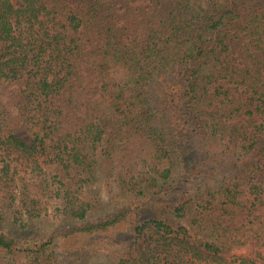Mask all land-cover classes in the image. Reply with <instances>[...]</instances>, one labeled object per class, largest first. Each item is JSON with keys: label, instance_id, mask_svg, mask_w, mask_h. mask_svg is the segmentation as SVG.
<instances>
[{"label": "trees", "instance_id": "trees-1", "mask_svg": "<svg viewBox=\"0 0 264 264\" xmlns=\"http://www.w3.org/2000/svg\"><path fill=\"white\" fill-rule=\"evenodd\" d=\"M92 262L264 264V0H0V264Z\"/></svg>", "mask_w": 264, "mask_h": 264}, {"label": "rangeland", "instance_id": "rangeland-1", "mask_svg": "<svg viewBox=\"0 0 264 264\" xmlns=\"http://www.w3.org/2000/svg\"><path fill=\"white\" fill-rule=\"evenodd\" d=\"M18 135L21 136L24 140L28 141L30 139V133H29V130L26 126L24 127H20L18 129ZM22 262V260H20ZM93 264V262L91 263Z\"/></svg>", "mask_w": 264, "mask_h": 264}]
</instances>
